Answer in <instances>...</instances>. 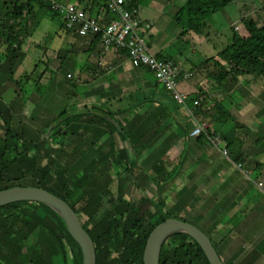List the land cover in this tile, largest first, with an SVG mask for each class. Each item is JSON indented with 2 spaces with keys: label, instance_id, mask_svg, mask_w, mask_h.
<instances>
[{
  "label": "trees",
  "instance_id": "16d2710c",
  "mask_svg": "<svg viewBox=\"0 0 264 264\" xmlns=\"http://www.w3.org/2000/svg\"><path fill=\"white\" fill-rule=\"evenodd\" d=\"M146 1L124 0L123 5L128 11L135 12L141 21L152 23L139 17ZM234 1L186 0L173 18L181 29L180 38L187 34L202 37L211 26L220 23L218 15ZM42 18L60 19L57 36L61 39L69 36L72 40L88 39V51L96 55L114 52L128 58L127 52L117 47L109 51L102 49L101 34L80 32L87 23L105 27L118 19L109 11L105 0H79L73 6L61 5L57 0H0V72L7 74L6 64H11L8 78L0 82V192L14 187L43 189L63 200L76 213L95 245L96 264H144L147 240L158 225L173 218L197 228L195 221L204 214L207 204L214 202L211 197L200 199L196 177L179 190V193L188 190L183 199L184 209L178 214L167 210V200L177 188L178 179L183 178L182 174H188L183 173L187 162L206 157L210 152L220 154L235 170L236 166L243 170L246 162L251 161L245 145L253 131L236 118L227 104L228 97L219 100L204 90V86L192 94L181 89V82L192 77V71L198 67L181 55L178 60L183 59L185 66L162 53H154L148 38L153 23L146 43L158 60L171 61L178 68L179 90L188 95L183 103L174 99L149 67H135L129 60L135 70H142L153 80V90L161 88L163 93L157 92L169 96L165 102L161 103L155 97L156 93L151 96L142 87L130 85L126 93L112 95L107 91L100 102L95 101L87 96L91 92L87 85L94 82L80 83L81 74H78L77 80L68 85L75 92L66 93V96L76 97L77 103L50 114V108L42 106V98L43 91L52 85V69L60 73L64 63L74 65L72 59H65V54L70 52L66 48L61 47L59 52L52 49L55 34L36 41L43 55L34 72L18 78L15 74L20 66L16 60L23 55V44L34 37ZM241 24L244 35L232 26L228 46L218 54V59L207 60L214 61L215 67L208 77L216 81L217 89L222 92L226 91L228 83L238 78L248 85L247 78L264 77V24L244 17ZM54 56L57 59L53 66L48 58ZM79 69L91 71L87 59ZM75 70L73 66L74 73ZM101 72L105 74L106 69ZM36 75L37 79H34ZM66 78L71 81L74 75L68 73ZM79 86H83L84 96L83 92L77 93ZM58 87L64 90L61 84ZM49 90L54 93L53 88ZM137 91H143L145 95L139 98ZM151 105L154 109L165 106V113L158 109L151 111ZM172 107L177 111H171ZM150 113L164 115L159 118L158 126L147 128L144 124ZM196 116L210 119V124H205L203 132L193 136L196 127L204 123L199 122L190 130L189 122L184 120ZM172 117H178V122L171 121ZM28 119L31 121L27 122ZM167 121L168 125L159 127ZM34 124L39 126L42 136L38 141L29 127ZM228 125L233 135L222 130ZM76 126L79 128L72 130ZM160 137L164 139L160 140ZM62 139L68 144H63ZM180 142L184 145L177 154L176 147ZM64 155L70 159L61 164L59 160ZM127 182L131 184V190L137 191L134 192L137 195H133L136 202L128 196L130 189L127 191L128 186L124 187ZM153 188L156 192L149 196L148 191ZM187 197L188 201L185 200ZM230 198L231 195H227L212 207L206 217L209 224L203 226L205 231H200L210 239L223 264H243L246 255L239 257L236 253L223 251L225 240L233 232L224 234L226 227L223 226L237 219V216L223 219V207ZM198 204L201 207L195 210ZM123 254L129 257L125 259ZM0 264H83V254L56 212L44 204L23 201L0 208ZM159 264L210 263L197 241L176 233L164 242Z\"/></svg>",
  "mask_w": 264,
  "mask_h": 264
},
{
  "label": "rangeland",
  "instance_id": "374dc122",
  "mask_svg": "<svg viewBox=\"0 0 264 264\" xmlns=\"http://www.w3.org/2000/svg\"><path fill=\"white\" fill-rule=\"evenodd\" d=\"M185 3H186V0H147L145 2L143 8L141 9L139 13V17L142 20L148 19L154 24L151 30V34L158 36V38H160L158 40L162 41L160 42V46H158L157 44L156 45L150 44V47L152 51L156 54L162 53L161 50L167 51V52H163L164 54H169V51L170 52L172 51L174 53L178 52V56L181 55L183 59L184 58L190 59L193 62V64L197 65L198 69L192 71L191 73V75H193L198 80L197 84L198 85L200 84V87L204 86V90H207L208 93H210L211 95H214L219 100H222V99L226 100V98L228 97L227 104L228 106L231 107V110L235 114L236 118L239 119L241 123L245 124L246 126L252 129L253 133L250 136L252 138V141L254 142V139L256 138L262 139V143L259 146L250 144V151L252 155L254 156L259 155L262 157V154L264 153V77L249 78V80L247 78L246 81H249L248 85H246L247 83H245L244 80H242V78H238L234 82L228 83L229 85H227L226 91L222 92L221 90L217 89L219 86L216 83V81L208 77V73L209 72L213 73L214 72L213 69L215 67H214V61L211 60L209 62L207 60L211 58L218 59V54L221 51H223L224 48L228 46V44L230 43V39H231L230 28L232 26H234V28L239 34L244 35V28L241 24V19L243 17L246 19H254L258 23L264 24V0H236L232 4L227 6L224 9V11L218 15V20H220V23L217 26H214V27L211 26V28L206 30V32L204 33L202 37H198L193 34H187L186 36H182V38H180L179 36L181 32L179 30L180 28L179 26L176 25L173 18L176 12L181 7H183ZM49 23L52 26H54V28L59 29L61 21L59 18H55L53 20H49ZM44 25L45 24L43 23V18H42V24L40 27ZM44 36H46L45 31L44 33L42 32L41 38H40V35H37L36 38L35 37H32V38L34 40L42 41ZM161 37L164 38L165 40L162 39ZM49 45H50V42H49ZM178 58L181 59V57H178ZM24 64L25 65H23V67L19 66V68L15 72L16 78L21 77L22 75L26 74V72L27 73L34 72L36 63L33 60H31L30 62L29 60L26 59ZM10 68H11V64L8 63L6 64V67H5V72L7 74H3L4 71L0 72V82H1V79L8 78ZM188 68L192 69V66H188ZM41 70L42 68L39 67V71ZM68 73H72L74 75L73 80L69 81L66 78ZM77 78H78L77 74L73 72L72 64L69 62L64 63L60 73L55 74V72H53L52 85L48 87V89H45L43 91L44 96L42 99L44 103L42 106L44 108H48V109L50 108V110L60 111L63 108H69V105L77 103L76 97L66 96L67 92H70V94H72V91L75 90L73 89L72 86H68V85H70L72 82H75ZM34 79H37V75L34 76ZM50 84L51 83H48V85ZM59 84H61L62 87L64 86L63 88L64 90L66 89V92L62 88L59 89L58 87ZM50 88H53L54 93L50 92L49 90ZM47 90L48 92L45 94ZM178 90H179V87H178ZM78 92L80 93L83 92L82 93L83 96L85 95L83 86H79L77 93ZM50 93L52 94L50 96H47ZM184 95L188 96L186 93H184ZM87 96L92 97V94L89 93V95ZM173 110H176V108L172 107L171 111ZM162 115L164 114L160 115V114L150 113L148 116L149 118L147 122H145L144 126H146L147 128H149L151 125L158 126L159 118L162 117ZM30 121L31 120L28 119L27 122H30ZM186 121L189 122L190 130H192L195 127V125L199 122H202L206 125L210 124V119L206 117L196 116V117H193V119L184 120V122ZM34 125L35 126H29V127L32 128L31 130L35 135V140L38 141L41 139L42 136L40 135L39 126L36 124ZM161 126H163V123L159 125V127ZM76 127L75 128L72 127V130L79 128V126H76ZM228 129L229 127H226L224 130H226V133L229 134L231 131V127H230V130ZM230 135H233V134L230 133ZM63 141L64 139H62V142ZM63 144H68V142L64 141ZM183 145H184L183 142L178 143L176 147L177 154L180 152ZM60 158H62V156ZM194 158H197V155ZM69 159H70L69 157H66L64 155L63 159L59 160L60 161L59 163L64 164ZM190 161L191 160L187 162L188 165L185 166L184 172H183V173H188V174L186 176L182 174L183 178L178 179V182H177L178 186L176 185L177 188L173 190L174 192L171 193V196L167 200L168 201L167 210L175 214H178V212L181 209L182 210L184 209L183 206H185L186 203L183 201V199L185 197V194L188 193L187 189H186V192L179 193V189H181L183 186L185 187L186 183H189L190 181L195 179V175L198 172V170L196 169L198 166L195 165L193 161L190 163ZM201 164L205 165V163H201ZM236 169L238 171L233 170L230 173V177H233V178L229 180L228 182L229 187L230 186L234 188L237 187L239 181H243L241 185H246L247 187L257 186L255 184L257 177H253V178L248 177V173L245 171V168L241 170L240 167L236 166ZM192 171L194 172L192 173ZM246 178H248L249 181ZM199 183H200V180L198 179V182L196 184H199ZM127 186L128 188L126 189L128 191L131 188V184H129V182H127L126 184L124 183V187H127ZM135 191L136 190L130 189L128 192L129 193L128 196H130L132 201L136 202L137 200L133 196L137 193L136 191V193L134 194ZM124 192H126V190H124ZM155 192L156 190L153 188L152 190L148 191V195L152 196L154 195ZM185 200L188 201L189 198L187 197ZM235 202L236 203L238 202L237 198ZM198 207H201V205L198 204L195 210L198 209ZM211 210H212L211 204H207L206 209L203 211L204 214H202L201 217L197 221H195V224H197L196 226H198L197 228L199 230L201 229L205 231L206 228L203 226H207L209 224V221L206 219V217L208 214H210ZM220 228H222V226ZM123 257L127 259L129 256L127 254H123Z\"/></svg>",
  "mask_w": 264,
  "mask_h": 264
},
{
  "label": "crops",
  "instance_id": "0c3cea01",
  "mask_svg": "<svg viewBox=\"0 0 264 264\" xmlns=\"http://www.w3.org/2000/svg\"><path fill=\"white\" fill-rule=\"evenodd\" d=\"M57 1H59L60 4L64 6H73L79 3V0ZM43 23L45 25L42 27L39 25L38 31L35 32L33 36L36 38L37 35H40L41 38L42 32L44 33V31L46 32V35L52 33L55 34L53 43L51 44L52 49H54L56 52H59L60 48L64 47L67 49V51H70L69 53L65 54V59L70 58L73 60V66L76 69L75 73L77 75L81 74L79 77V82L83 83L84 81L88 80L94 82L93 84L88 85V88L91 90L89 93L92 94L91 99L100 102L101 100L99 99H101V96H104L107 91L111 92L112 95H118L122 92L126 93L129 85L132 88L142 87L145 92H150L149 95L151 96L156 93L155 97L159 98L161 103L165 102V100H167L169 97L167 95H165V97L160 93H163L161 88L153 90V80H151L149 76L145 75L142 70H135L131 66L127 57L120 56L114 52H109L107 55H101L102 57L96 55L95 53L90 52L91 50L88 51L90 49L88 46V39L72 40L71 36L61 39L57 36L59 29L54 28V26L49 23V19H44ZM179 30L181 31V29ZM148 38L149 44H157L160 46V42H162L158 40L160 39L158 36L151 34V32ZM36 41L37 40H34L32 37L25 40L23 44V51L21 52V55H23L18 56L16 60V63L18 62L20 67L25 65L24 62L26 59L30 62L33 60L36 65L41 60L43 51L39 46H37ZM72 46L73 48L71 49ZM161 52L164 54L163 52L167 51L161 50ZM164 55L170 57L175 63L178 64V62H180L183 66H185L182 60H178V52L174 53L169 51V54ZM56 59L57 56L49 58L50 64L54 66V61ZM86 59L87 65L91 71H82L79 69L80 66L84 64V60ZM54 69H52V72H55ZM102 69H106L105 74H102ZM55 74L58 73L55 72ZM47 75L48 73L46 76ZM51 81H53V76ZM197 83L198 80L192 76L181 82V89L186 93L188 92V94L195 93L200 88V84L198 85ZM137 93L139 94V98L145 95L143 91H137ZM167 102L168 101H166V103ZM38 103L39 102H37V104ZM156 109H158L159 112H163L166 107L162 106ZM156 109H154V107L151 105V111H157ZM52 111L54 110H51L50 114ZM174 118L172 117L171 121H174V123L178 122V117ZM168 122L169 121L164 122L163 125H168ZM226 127H229L228 130H230L229 125L225 126V128ZM225 128L222 129L224 132H226V130H224ZM162 139H164V137H160V140ZM260 140L261 139L256 138L253 142L252 138L250 137L245 145L247 157L251 159V161L246 162L245 170L248 173V177H257L255 181V184L257 185H255L256 187H247L246 185H241L243 181H239L238 186L235 188L232 186L229 187L228 182L233 178L230 177V173L235 170V168L232 167V165L228 162L224 161V158L220 154L208 152V156L206 157L193 159V162L197 163H203L201 160L206 162H204L205 165H197L198 167L196 168L198 172L196 173L195 178L197 177L200 179V183L198 185V193L201 196L200 199H202L204 196L208 197V199L211 197L214 202L209 204H211L213 207L216 206L218 202L223 200L224 197L231 195V200L226 205V207H223L225 209L223 212V219L226 221L228 219H232L234 216H237V219L234 222L232 221L228 225L223 226L226 227L224 234H227L229 231L233 230V232L230 234V237L225 240L226 248L223 251L224 253H236L239 257L246 255L242 262L243 264H264V153L261 157L259 155H252L250 151V144L259 146L262 143V140L261 142ZM195 144L194 149H196L197 146V144ZM257 163H260V166ZM193 172L194 171H192V173ZM204 178H206L205 186H203ZM246 179L249 181L248 178ZM214 197H216L217 200H214ZM236 198L238 199L237 203L235 202Z\"/></svg>",
  "mask_w": 264,
  "mask_h": 264
},
{
  "label": "water",
  "instance_id": "95a60500",
  "mask_svg": "<svg viewBox=\"0 0 264 264\" xmlns=\"http://www.w3.org/2000/svg\"><path fill=\"white\" fill-rule=\"evenodd\" d=\"M23 201L41 203L56 212L64 220L70 235L81 247L83 264H96L95 245L82 227L78 216L67 203L43 189L34 187H14L0 192V208ZM176 233L186 234L197 241L210 264H223L212 242L202 231L173 218L158 225L150 234L144 250V264H159L164 242Z\"/></svg>",
  "mask_w": 264,
  "mask_h": 264
},
{
  "label": "built area",
  "instance_id": "2783aa9c",
  "mask_svg": "<svg viewBox=\"0 0 264 264\" xmlns=\"http://www.w3.org/2000/svg\"><path fill=\"white\" fill-rule=\"evenodd\" d=\"M109 11L117 16V20L101 27L98 24H85L80 31L101 34V47L109 51L112 47L126 51L128 60L135 66L145 65L154 71L157 81L167 88L178 103H183L186 96L178 90V68L173 62H164L153 56L146 43V36L152 27V23L141 21L135 12L128 11L123 3L124 0H105ZM79 17H81L79 15ZM206 128L200 124L193 132L198 136Z\"/></svg>",
  "mask_w": 264,
  "mask_h": 264
}]
</instances>
